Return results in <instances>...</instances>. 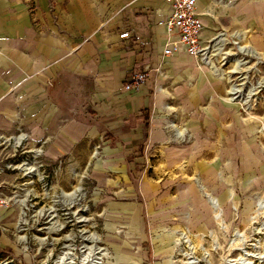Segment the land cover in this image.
Here are the masks:
<instances>
[{
	"label": "rangeland",
	"instance_id": "374dc122",
	"mask_svg": "<svg viewBox=\"0 0 264 264\" xmlns=\"http://www.w3.org/2000/svg\"><path fill=\"white\" fill-rule=\"evenodd\" d=\"M215 10L216 72L193 85L172 73L171 109L143 115L139 143L106 133L41 163L18 134L0 135V264H57L66 251L73 264H264V0Z\"/></svg>",
	"mask_w": 264,
	"mask_h": 264
},
{
	"label": "crops",
	"instance_id": "0c3cea01",
	"mask_svg": "<svg viewBox=\"0 0 264 264\" xmlns=\"http://www.w3.org/2000/svg\"><path fill=\"white\" fill-rule=\"evenodd\" d=\"M198 8L206 35L217 34L215 0ZM169 15L165 0H0V135H25L21 144L38 150L41 163L106 133L139 143L143 115L171 109L164 86L172 73L193 85L210 70L186 54H163ZM126 30L130 37H120ZM144 69L146 82L124 89ZM160 126L155 119L153 132Z\"/></svg>",
	"mask_w": 264,
	"mask_h": 264
},
{
	"label": "built area",
	"instance_id": "2783aa9c",
	"mask_svg": "<svg viewBox=\"0 0 264 264\" xmlns=\"http://www.w3.org/2000/svg\"><path fill=\"white\" fill-rule=\"evenodd\" d=\"M170 7V15L163 21L168 40L163 48L165 56L186 54L203 62L213 52V40L206 35V24L198 8V0H165ZM129 38L130 31L120 34ZM211 47V48H210ZM149 76L147 69L132 75L124 89L131 90L146 82ZM8 203L7 196L0 191V208Z\"/></svg>",
	"mask_w": 264,
	"mask_h": 264
},
{
	"label": "bare ground",
	"instance_id": "6f19581e",
	"mask_svg": "<svg viewBox=\"0 0 264 264\" xmlns=\"http://www.w3.org/2000/svg\"><path fill=\"white\" fill-rule=\"evenodd\" d=\"M226 34L224 32H221L219 33L218 35L215 34L213 36H211L210 38L213 40V44H212V49H213V52L212 53H209L207 58L205 60H203V62H201L202 65H205L207 67L210 68L211 72H216V68L215 66L212 64V61L213 60V55L218 52H220V50L222 49V46L226 40ZM210 47V48H211ZM241 49H243V47L241 46L240 47ZM264 56V55H263ZM218 76H221V74L219 73ZM25 135H19V136H16L14 137V140H15V146H18L21 144V141L22 139L24 138ZM36 153H38V150L36 151ZM15 167L21 169L25 174H32V175H36L38 172H37V169L35 166L33 165H29L28 163L24 162L22 164H19V165H15ZM28 194V193H27ZM26 201H27V198H23L20 200L21 202V205H22V217H21V222L22 223H26V219H25V209L26 208ZM20 205V206H21ZM52 215H54V210H51L50 211ZM71 252L69 251H66L61 257H60V260L58 261L57 264H60L61 262H66L68 264H73V258L71 256ZM91 264H97V263H91Z\"/></svg>",
	"mask_w": 264,
	"mask_h": 264
}]
</instances>
